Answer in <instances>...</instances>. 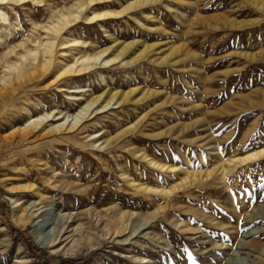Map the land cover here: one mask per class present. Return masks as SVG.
<instances>
[{"label":"rangeland","instance_id":"obj_1","mask_svg":"<svg viewBox=\"0 0 264 264\" xmlns=\"http://www.w3.org/2000/svg\"><path fill=\"white\" fill-rule=\"evenodd\" d=\"M69 1L1 4L10 26L0 41V57L10 47L22 51V41L43 34L40 25ZM130 1L95 7L118 11ZM104 20L103 27L90 30L78 24L68 36L90 41V51L111 47L115 39L158 43L159 53L151 57L160 55L164 61L106 71L107 81L99 74L85 75L70 83L80 92H66L79 94L75 99L84 101L81 105L130 83L139 87L134 98L146 90L153 93L140 104L100 109L69 135L58 132L11 149L2 135L13 123L50 111L57 115L52 121L58 116L61 121L80 108L77 100L59 115L62 93L45 89L43 82L18 92L8 110L13 114L0 113V264H264L251 246L259 241L264 247V158L228 162L264 144V0H158ZM113 47L105 57L117 52ZM71 59L69 53L59 60ZM113 63L118 61L105 68ZM24 108L30 113L26 117L21 116ZM105 139L112 140L107 147ZM142 154L176 169L152 167ZM27 185L32 187H20ZM37 190L45 206L35 213L43 212L18 222L13 198H21L29 209L40 200L33 194ZM69 212L72 226L83 224L75 235L82 242L91 237L101 241L100 230L104 225L109 229L112 219L128 228L113 234L109 240L116 238L115 243L102 249L78 256L53 252L36 232L52 237ZM129 213L134 215L126 221ZM141 224L145 228L133 235Z\"/></svg>","mask_w":264,"mask_h":264},{"label":"bare ground","instance_id":"obj_2","mask_svg":"<svg viewBox=\"0 0 264 264\" xmlns=\"http://www.w3.org/2000/svg\"><path fill=\"white\" fill-rule=\"evenodd\" d=\"M18 1H23V0H0V29H2V32L0 33V41L4 39L10 26L7 12L5 11V8L1 6V4L5 2H18ZM31 1L40 4L41 2L43 3L44 0H31ZM113 1L115 0H70L68 4H65L60 9L55 10L51 15L50 20L46 24L43 23V25H40V27L44 30L43 34H40L39 36L37 35L35 39L32 38L30 39L31 36L30 37L28 36L29 39L22 41L19 44V46L22 48V51L20 52L16 51L17 46L14 48L10 47V50L4 53V56L0 57V67H1L0 113H5V115L13 114V110L11 112H8V110L12 108L19 99L17 97L18 92L21 89L25 88L26 86L33 84L35 85L39 82H43L44 84L43 87L47 90L54 87L58 89L57 90L58 92L62 93L63 99H61L59 104H61L64 107V110L58 111L59 115L63 113L62 111L65 112V109H69L75 103H77V100H78V105H80L79 106L80 108L77 112L75 113L73 112V114L66 113V115L62 117L63 120L61 121H58V119H60L59 116L57 119L52 121L55 117H57V115L56 113L54 114V112L50 111L44 114L31 115L25 118L22 124H19L17 122L16 124L13 123L11 126H9L8 130L5 129L6 130L4 132L5 134L2 135V139H4L6 146L8 148L13 149V148L24 147L27 145H32L37 140H40L39 138H41L42 136L47 137V135L54 133L58 134V132L59 134L62 132L65 134L71 133L73 131L78 130L79 127L83 124V122L87 120L92 113H97L100 109H106L109 105H112L114 103L122 104L121 106H123L125 103L140 104V102H143L144 99H146L148 96L151 95V93H153L152 91L146 90L143 92V94L140 97L134 98L133 96L139 90V87L138 86L134 87L132 85L133 83L132 84L130 83L131 80H128L130 84H128L129 86L127 89L124 88L121 90L117 88H112L108 92L103 91L101 94H97L93 98H90V100L86 101L85 105H81L84 101H80V99H75V97H77L79 94L66 92L67 89L78 90V91H69V92H80L81 90H79L80 87L78 85L73 87L70 85V83L75 82V80L77 79L83 78L85 75H89V76L91 75L93 77L94 75L99 74L102 80L107 81V79L103 77V74L106 71L108 72L123 66L130 67V65L132 66L135 64L144 65V63H141L144 60L148 62H157V63H161L162 61H164L165 57L161 58L160 55H157L158 57L155 58L151 57L153 56L152 54L159 53V51H155L157 50L156 47L158 43L150 44L136 39L132 41L120 43L118 42V39H115L117 42H115L113 46L116 47L115 49L117 50V52L114 53V55L112 56L105 57L106 53H108L112 48H114L113 46L99 50H95L96 48L95 49L93 48L94 51H90L91 50L90 49L91 47H89L90 41L83 40L82 38L76 37L75 35L68 36V33L74 31L73 30L74 27L78 24L80 26H83L85 29H89V30L92 29L93 26L95 25H99L103 27L104 24L106 23L104 19L108 18L109 16L118 15L124 11L133 8L135 9L138 7H145L149 3L156 2L158 0H133L130 1L122 10H118V11L110 10V9H104L100 11L96 10L95 7L96 4L100 6L101 4L108 5ZM28 42H30L31 45H29ZM12 53L16 55L15 59L10 58ZM69 53L72 56L70 62H66V61L64 62V60H59L60 57L68 56ZM127 55H129L130 57L127 58ZM116 61H118V63L116 64L113 63V65L110 66V68H105V64ZM125 72L128 73L130 71L126 69ZM27 98L29 100V97ZM97 103H99V105L92 109L93 105ZM24 109H25L24 110L25 113L21 114L22 117H26L27 115L30 114L26 110V108ZM65 134H63L61 138L65 139L66 137ZM89 136L91 137V139L93 138L95 139L97 135L92 133ZM99 141H100L99 139L94 140L93 144L96 145V143ZM103 143H104V147L105 146L107 147L112 143V140L105 139ZM18 153L19 152H17V154ZM18 155L20 156L22 154H18ZM141 156L142 159L146 160L150 166L155 167L157 169L160 170L176 169L174 166H166V164L156 161L155 159L149 157L146 154L145 155L142 154L140 155V157ZM261 158H264V144L242 155L234 156L230 160H228V162L229 164L234 162H238L241 164H248L249 162H253ZM23 162L26 163V161ZM223 171L224 172L228 171V166H225L224 163H223ZM206 174L207 176H210L212 172L207 171ZM195 175L196 174H194V176ZM20 187L30 188L32 186L27 185ZM33 194L36 196V198H39L40 200L38 202L37 201L32 202L31 207L29 209L28 207H23L21 205L20 202L21 198L12 197L14 199V203L16 204L17 212L20 213L19 215H17V217L15 215L16 217L15 219L18 220V222L24 223L25 220H28L30 218L37 219L43 212L40 211V213H35V211H39L44 208L45 204L43 203L42 200L44 198L41 196L39 190L35 191V193ZM33 207H36V209H32ZM125 215L126 214L124 213L121 216V219H125L124 218ZM132 215H134V213L127 214L126 221H130ZM254 217L257 218L259 216L255 215ZM65 218L66 221H64L58 227V229L54 232V235L52 237L44 239L40 235V232H36L38 241L41 244L48 246L49 248H51L53 252L56 253L63 252L64 255L70 254V255L78 256L88 252L89 250L94 249L95 247H97L98 249L105 248V246L108 243L110 242L115 243L116 238L109 240L112 238L113 234L119 236L124 229L128 228V223H123L124 222L123 221L122 225L119 226L118 220L112 219L113 222L109 226V229L106 230V227L108 225H104L101 228L100 230L101 232L100 236L102 237L101 241L95 240V238L91 237L89 240L82 242L81 238L79 239L75 238V235L81 234L83 230V224L72 226V223L68 222L67 219V218H73V215L70 212L68 213V216ZM101 221H102V217L100 214L96 225ZM89 225H90L89 228H94L93 223ZM71 226L73 228L70 231H67V229ZM144 228H145L144 224L138 225L135 231H133L134 232L133 235ZM68 232H72V233L66 235ZM64 236L65 238L62 239ZM128 238L121 239V242L127 241ZM69 239H70L69 243L61 245L64 241ZM251 246H253L254 249L259 252L260 261L264 263V247L262 246V244L259 243V241H253L251 242ZM146 261L147 260H145V258H142V262H146Z\"/></svg>","mask_w":264,"mask_h":264}]
</instances>
